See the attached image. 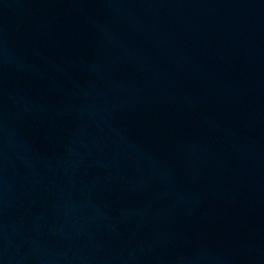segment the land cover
<instances>
[{
	"label": "water",
	"instance_id": "95a60500",
	"mask_svg": "<svg viewBox=\"0 0 264 264\" xmlns=\"http://www.w3.org/2000/svg\"><path fill=\"white\" fill-rule=\"evenodd\" d=\"M0 264H264V0H0Z\"/></svg>",
	"mask_w": 264,
	"mask_h": 264
}]
</instances>
